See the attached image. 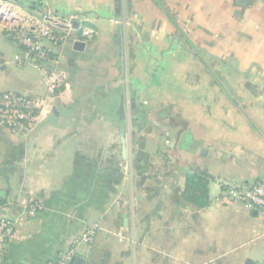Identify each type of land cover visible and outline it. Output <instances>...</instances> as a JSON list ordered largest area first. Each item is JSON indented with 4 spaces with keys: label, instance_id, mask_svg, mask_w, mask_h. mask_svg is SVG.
Returning <instances> with one entry per match:
<instances>
[{
    "label": "crops",
    "instance_id": "crops-1",
    "mask_svg": "<svg viewBox=\"0 0 264 264\" xmlns=\"http://www.w3.org/2000/svg\"><path fill=\"white\" fill-rule=\"evenodd\" d=\"M9 1L29 12L36 4L73 17L76 32L70 42L49 45L62 58L48 72L23 64V49L0 26V94L42 96L50 78L55 87L52 111L32 132L19 135L0 122V218L15 226L0 264H59L75 241L84 264H264L263 218L220 199L225 188L264 177V99L210 97L213 87L200 82L192 86L198 96L176 99L183 119L172 118L175 124L160 133L141 111L158 106V73L173 70L161 59L248 57L259 63L248 72L264 73V0H122L121 7L118 0ZM84 25L96 33L120 26L131 58L115 69L130 84L118 81L117 71L105 76L108 52L100 35L82 38ZM75 39L84 42L82 50ZM183 41L203 44L194 54ZM143 58L150 83L135 69ZM129 85L139 125L134 131L127 128ZM146 86L152 87L144 93ZM203 171L211 177L209 201L198 207L186 190L188 176ZM91 228L93 240L82 239Z\"/></svg>",
    "mask_w": 264,
    "mask_h": 264
},
{
    "label": "rangeland",
    "instance_id": "rangeland-1",
    "mask_svg": "<svg viewBox=\"0 0 264 264\" xmlns=\"http://www.w3.org/2000/svg\"><path fill=\"white\" fill-rule=\"evenodd\" d=\"M118 2H119V7H121L122 0L121 1L118 0ZM10 4L14 5L15 8H11ZM126 7H127V4L125 5V8ZM125 8H124V11H126ZM6 9L11 10V12L14 14L15 20L11 22L6 21V20H0V26L4 27L3 29L5 30L18 29V28H29L32 30L31 32L33 34H37L42 31H49V33L57 37L59 41H61L64 37L66 38L58 46L68 42L71 39L70 37H72L74 33L76 32L75 29L73 30V28H75L74 22L72 21L74 19L73 17L72 18L67 17L64 19L58 15H54V13L51 12L50 10L43 9V8L39 9V7L31 11L32 12L31 13L28 10H25L24 8L20 7L19 5L9 0H0V11H4ZM21 11L24 12L25 14L24 16H22ZM62 21L63 23L65 22L66 24V26H64L66 31H63ZM133 26H135L134 22H133ZM180 28L182 27H179L178 34L179 33L182 34L183 32V29H180ZM87 29L92 30V35L90 36V38L92 39L95 36L97 37V35H100L99 46H102L104 50L108 52V57L106 59H109V62L105 64L107 66L106 68H108V69H105L107 72L105 73V76L109 78L110 71H111L110 74L115 76V72L117 71L116 69L118 67L124 68L126 66L125 62H127L128 58H131V55H130L131 51L129 50L130 46H128V42L126 41V39L122 38L123 37L122 29L119 26L118 29L116 31L114 30V32L112 31V33L110 31L105 32V30L103 29L101 30L98 29V33H96L94 26L92 27V26L84 25L79 30L83 32V30H87ZM126 35L128 39L129 32H126ZM183 35L186 36L185 31ZM44 42L47 43L46 41ZM184 44L187 46L188 49L194 52L195 50L193 49L196 48V45L199 46V45H202L203 43L200 41L199 42L195 41V43L184 42ZM212 44L213 43L209 42L207 45L210 48ZM208 47H205V48L208 49ZM131 48L133 49V53H134L135 47L132 45ZM226 49H227L226 47L225 48L222 47L221 51L223 50L225 51ZM117 50L121 51L119 52L120 53L119 57L118 55L117 56L115 55ZM22 53L23 55L20 57L21 59H24L23 58L24 52ZM194 54H197V53L194 52ZM60 57L62 58L61 55ZM252 61L254 60L248 57L233 59L228 56H225L224 58H222V61L216 58H206L204 56L202 57L199 56L198 58L193 57L189 59L185 58L184 56H181L175 59L173 58L165 59L163 63L161 59V65L163 68L170 66L173 68V70L171 74L169 73L170 71H168V73H163V74L158 73L160 82L156 84L155 86V89L159 87L157 89L158 94H160L158 106L155 109H152V107H147L143 105L141 108L143 109L141 110L142 112L146 111L145 113H147V115L146 114L144 115L150 117L151 119V123L149 127L152 130H157L158 133L165 132L167 131L168 127H171V125L175 124L174 123L176 122V120H174L175 118L183 119L184 117L183 113L176 114V110L183 109V105H180V106L176 105V99H183L185 100V102H187L186 98L196 97L197 94L193 90L192 86L196 85L197 83L199 84L200 82H209L210 87L214 88L208 91V94L210 97L211 96L220 97L221 93H223L225 97L227 98H234L237 100L241 99V101L243 99H251L255 97L264 99V89H258V88L252 87L254 83H260V82L264 83V73L259 74V73H249L248 72L249 66L252 67L254 65L256 66L259 65V63H256V61L258 60H255L253 63H251ZM116 62H118V65L116 64ZM220 62H222L224 68H222V65ZM148 63H149L148 60L143 58L140 63L138 62L135 63V66L136 65L139 66V67H135V69L140 70L141 72L139 76H141L143 79L145 78L149 80L148 82L150 83L152 81L153 74L150 72L146 73V71H148L146 67ZM23 64H36L40 66L42 65L43 69L44 70L46 69L45 71H48V72L50 70L55 69V67L52 66L51 64L46 65L45 63H35V62L27 61L26 63H23ZM129 67H131V64ZM185 67H190V68L186 69ZM194 67H196V70L193 69ZM117 73L116 74L118 76V81H123L124 86H125L126 79H127L126 73L124 74L123 72L122 74V72L120 71H117ZM138 73L139 72H136L135 74H138ZM52 75H54V73ZM103 76L104 74H101L99 77H103ZM114 80H115V77H114ZM127 81L129 82V84L131 83V79L128 78ZM148 86L144 88L145 89L144 93H147L148 89L152 87V86L151 87H148ZM262 86L264 88V84H262ZM54 88L55 87H53L52 89ZM53 92H51L50 87H49L48 92L45 95L31 96V97L43 98L44 100H47L48 102L50 101L52 103V100L54 99ZM133 93L134 92L129 85V89L126 92V110L128 112L127 128L130 129V131H134L135 128L139 126L137 125L138 123H135V121H133L132 119L135 113L137 112L136 107L135 108L132 107V102H133L132 94ZM144 93H141L140 90L137 92L138 98L140 99V101L146 98L147 95H145ZM1 94H4V93H1ZM22 95H25V94H22ZM26 96L30 97V95H26ZM248 108H249L248 105L243 106V109L247 110ZM172 118H174L173 121H171ZM19 135H22V134H19ZM149 136H150L149 139L152 140L151 131H150ZM162 140L165 141L163 138Z\"/></svg>",
    "mask_w": 264,
    "mask_h": 264
},
{
    "label": "built area",
    "instance_id": "built-area-1",
    "mask_svg": "<svg viewBox=\"0 0 264 264\" xmlns=\"http://www.w3.org/2000/svg\"><path fill=\"white\" fill-rule=\"evenodd\" d=\"M14 18V14L10 9L0 11V20L11 22L15 20ZM31 31L29 28L7 30L11 39L23 49L24 59H21V62L31 61L45 63L46 65H58L60 63V55L54 52L51 46H58L66 38L64 37L59 41L49 31H42L37 34H33ZM91 35V29L83 30L81 33L83 39H89ZM49 76L54 77L51 72ZM49 87L51 92H53L54 84L51 78ZM52 107V103L43 98L5 92L0 95V122L14 133L26 135L38 127L52 111ZM220 197L224 203H242L246 205L257 211L264 220V177L249 185L225 188ZM36 210V207L32 206L31 212L35 213ZM14 229L15 226L12 220L7 217L0 218V255H2L12 238ZM95 235L96 229L91 228L82 239L92 241ZM77 243L78 241H75L72 248L62 254L59 264H74L76 258L75 245Z\"/></svg>",
    "mask_w": 264,
    "mask_h": 264
},
{
    "label": "trees",
    "instance_id": "trees-1",
    "mask_svg": "<svg viewBox=\"0 0 264 264\" xmlns=\"http://www.w3.org/2000/svg\"><path fill=\"white\" fill-rule=\"evenodd\" d=\"M38 7L39 9L43 8L42 5L40 6L36 4L32 5L30 8L36 9ZM209 180L210 175L205 171L188 176L186 196H188V198L198 207L208 205L209 199L207 197L206 184Z\"/></svg>",
    "mask_w": 264,
    "mask_h": 264
},
{
    "label": "water",
    "instance_id": "water-1",
    "mask_svg": "<svg viewBox=\"0 0 264 264\" xmlns=\"http://www.w3.org/2000/svg\"><path fill=\"white\" fill-rule=\"evenodd\" d=\"M84 46H85V44L82 41H77L75 43V49H77V50H82L84 48ZM119 114L121 115L122 118H124V105H123V103L120 106ZM124 154H127V145H125V147H124ZM84 263H85V260L82 257H76L74 264H84Z\"/></svg>",
    "mask_w": 264,
    "mask_h": 264
}]
</instances>
